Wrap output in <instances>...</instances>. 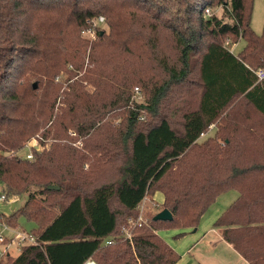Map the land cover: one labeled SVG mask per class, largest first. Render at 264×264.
Instances as JSON below:
<instances>
[{"label":"trees","instance_id":"trees-1","mask_svg":"<svg viewBox=\"0 0 264 264\" xmlns=\"http://www.w3.org/2000/svg\"><path fill=\"white\" fill-rule=\"evenodd\" d=\"M253 4L0 0V182L9 199L28 195L2 223L18 229V215H25L39 228L32 232L37 244L0 264H181L157 232L200 226L230 191L237 198L215 228L248 264H264V80L257 75L264 34L251 28ZM100 17L109 31L98 30L93 44L82 40ZM70 64L84 74L59 102L62 86L54 79ZM135 93L146 101L132 100ZM129 104L121 128L99 130L118 105ZM147 114L155 120L144 122ZM80 138L86 153L71 145ZM32 140L39 142L33 160L21 158ZM83 160L100 171L112 164L110 179L85 191L95 176ZM157 193L173 220L154 221L149 212L147 224L124 238L129 218Z\"/></svg>","mask_w":264,"mask_h":264},{"label":"rangeland","instance_id":"rangeland-1","mask_svg":"<svg viewBox=\"0 0 264 264\" xmlns=\"http://www.w3.org/2000/svg\"><path fill=\"white\" fill-rule=\"evenodd\" d=\"M222 12H223L222 9H219L218 11H216L217 16L221 17ZM99 19L94 21L92 28L86 29L81 32L82 40H85L93 44L94 42L98 40L97 39L98 30H101V33H104L105 30L109 31L105 18L103 22H99ZM251 28L255 32V34L258 36H261L264 34V0H254ZM244 47H245V41L243 39L239 40L234 47L235 54L239 55ZM164 48H167L168 53H172V50L168 46V43L164 44ZM88 62L89 61H87V64ZM72 66L73 65L70 64L67 66V68L62 69L60 73L54 79L56 84H59L60 86H62V91H61L62 97L58 100L59 102L64 97V91H66L65 89L67 88V85L72 84L76 80L81 82L79 80V77L84 74L82 72L77 73V71L74 69L75 67L74 66L72 67ZM262 70H264V68H262ZM77 74L79 75L75 76ZM70 77H73L71 81L69 80ZM82 83L85 85L86 89L90 91L92 94L95 92L94 89H91L90 85H87V82H82ZM45 85H43V87H45ZM135 88L133 92H137ZM146 98L147 97L145 93L141 95L135 93L132 100L136 101L137 103H142V102L144 103L146 101ZM59 104L60 103H58V105ZM131 106L132 105L129 104L127 108V106L118 105L117 109L114 112L112 111L113 113L108 114L103 119V121L99 122V127H100L99 130L101 132H105L108 128H110V126H112V128L107 130L108 132H112L114 128H117V129L121 128L122 122L124 123L125 119L127 118V110ZM254 115L260 118L257 113ZM144 118H145L144 122H151L155 120V118L151 116L150 114L145 115ZM255 118H256L255 120H259L257 119V117ZM174 121L177 124V127H179L180 119L175 118ZM107 131L105 134H107ZM94 133L95 132H92L91 135ZM212 133H213L212 131L209 132L210 136ZM69 134L74 138L76 137V135H74V132H72V130L69 131ZM205 137H202L201 140H204ZM85 139L80 138L77 140V142L73 141L71 143L72 147L78 150V152L86 153L87 151L85 149L86 147ZM32 145L36 146L39 149V142L36 140H32L31 142H28L25 145V148L22 151L19 152V156L21 158H26L27 154L30 153L31 150H33L31 148ZM188 159L192 163L199 162V157L197 155L193 157L189 155ZM81 162L83 163L85 172L94 173V176H95L94 178H91L86 182V185L83 187L85 191H92L95 187H98L104 182L108 181L110 179V173L114 171L112 169L113 167L112 164H107L106 166H104L103 171L105 172H103L102 170L100 171L98 170V168H95L96 164L94 160L93 161L83 160ZM3 188L4 186L0 182V196L5 195ZM236 195L237 194L235 191H230L228 193L221 195L219 199L217 200V202L212 207H210L207 214L203 218L200 226L196 228H176V229L170 228V229L159 230L157 233L169 246H171L174 250H176L177 253L185 256L187 262L191 261V264H211V262L213 264H236L234 260L235 256L233 257L231 256V253L233 250L228 244H224L221 247H218L216 249L215 247L213 248L212 246L208 248L206 244H204V247H203L204 249H200L197 253H193L192 257L187 254L191 250L192 245L195 243V241L200 239L203 236V234L208 230V225H210V227H214L213 222H215L216 220L215 219L216 215L218 213H221L223 210H225L231 204V202L235 200ZM27 200H28V195L26 194L19 198H13V199L8 198L5 201H0V236L7 239L5 242L6 244L8 243V245L0 243V249L3 252V250L4 251L6 250L5 248H8L11 258L17 257L20 254L22 247L24 245L31 243L30 240L22 241L20 243H14L15 241H11V240H15L18 234L30 236L32 232L38 231L39 229L38 226L33 221L28 220V218L25 215H18V219H17V226L19 227L18 229L8 227V226L6 227V225L2 223L3 222L2 219L4 217L12 216L18 213L19 211H21V209L25 206ZM163 202H164L163 195L160 193H157L156 195H154L153 198H150L149 196H147V201L145 203V209L147 210L146 211L147 214L149 212H154V214H158L160 211L163 210L162 208ZM13 203H15L14 210L12 209ZM35 203L39 207L47 209V211L49 212L51 211L55 212L56 210L53 208V206H51L46 201L38 200ZM156 205L158 206L156 207ZM6 259L7 257H3L0 260H6ZM182 259L184 260V257H182ZM3 262H6V261H3Z\"/></svg>","mask_w":264,"mask_h":264},{"label":"built area","instance_id":"built-area-1","mask_svg":"<svg viewBox=\"0 0 264 264\" xmlns=\"http://www.w3.org/2000/svg\"><path fill=\"white\" fill-rule=\"evenodd\" d=\"M104 21V18L101 17L99 19V22H103ZM257 75H258V78L259 80H264V70L260 69L258 72H257ZM214 126H211V128H213ZM205 135V134H203ZM33 146V147H32ZM31 148L32 149H38L36 146L32 145ZM26 158L28 160H33L34 158V154H33V150L30 151V153L27 154ZM7 196L6 195H2L0 196V201H5L7 200ZM147 201V197H145V199L143 200V202L141 203L140 206H138V209H139V215L137 218H129V221H128V227L124 226L123 229H122V232H123V235H124V238L126 239H131L133 236H134V232L133 230L137 227H141L143 224H147V219H146V215H147V210L145 209V203ZM158 205H156L157 207ZM7 227V226H6ZM7 239L3 238L2 236H0V243L1 244H5V245H8V243L6 244V241ZM26 240H30L31 243L30 244H27V245H31V244H37V239L36 237L33 235V234H30V236H26V235H23V234H18L17 238L15 240H11V241H15L14 243H20L22 241H26ZM112 241L108 242V244H111ZM6 250L2 252V250L0 249V259L3 258V257H8L10 256V252L8 251V248H5Z\"/></svg>","mask_w":264,"mask_h":264},{"label":"crops","instance_id":"crops-1","mask_svg":"<svg viewBox=\"0 0 264 264\" xmlns=\"http://www.w3.org/2000/svg\"><path fill=\"white\" fill-rule=\"evenodd\" d=\"M236 198H237V195H236ZM236 198H235V200H236ZM234 201H232L231 204ZM228 207L225 210H223L221 213H218L216 215V217H215L216 220H215V222H213V226L214 227H210V225H208V230L203 234V236L200 239L195 241V243L192 245L191 250L187 253L189 256L192 257L193 253H197L200 249H204L203 248L204 244H206V246L208 248L210 246H212L213 248L215 247V249L218 248V247H221L224 244H228L231 247V249L233 250V251L231 250L232 251L231 256L232 257L235 256V259H234L235 263L236 264H244V263L248 264V262L234 249V247L231 244H229L226 241H224V239L221 236V233L215 228L216 221L227 211ZM179 255L184 257V260L182 259V262H180V263L191 264V261L190 262L186 261V257L185 256H183L181 254H179ZM86 264H95V263L93 261H88ZM211 264H213V263L211 262Z\"/></svg>","mask_w":264,"mask_h":264},{"label":"water","instance_id":"water-1","mask_svg":"<svg viewBox=\"0 0 264 264\" xmlns=\"http://www.w3.org/2000/svg\"><path fill=\"white\" fill-rule=\"evenodd\" d=\"M103 35V33L101 34ZM34 88H37V84H34ZM50 189H58L57 187H50ZM12 209H15V203L12 204ZM173 214L169 209H163L158 214H156L154 221H172L173 220Z\"/></svg>","mask_w":264,"mask_h":264}]
</instances>
